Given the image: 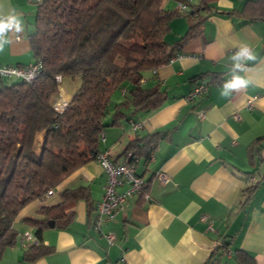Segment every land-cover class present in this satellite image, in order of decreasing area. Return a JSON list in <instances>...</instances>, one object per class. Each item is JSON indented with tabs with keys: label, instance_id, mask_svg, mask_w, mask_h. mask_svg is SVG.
I'll list each match as a JSON object with an SVG mask.
<instances>
[{
	"label": "crops",
	"instance_id": "obj_1",
	"mask_svg": "<svg viewBox=\"0 0 264 264\" xmlns=\"http://www.w3.org/2000/svg\"><path fill=\"white\" fill-rule=\"evenodd\" d=\"M245 1L217 0L215 10L184 42L180 56L145 72L141 84L158 87L166 98L158 109L134 114L141 123L138 134L160 133L152 156L136 158L135 170L147 180L143 194L127 198L115 216L96 229V207L107 176L100 163L90 159L50 196L31 201L19 212L14 223L18 238L4 250L0 264H205L216 241L227 242L223 264H264V21L243 23L238 15L228 14ZM36 9V0H0V16L15 11L25 23L18 38L9 34L12 43L0 52V64L35 60L28 37ZM188 26L184 15L173 18L166 41L180 39ZM244 44L258 57L241 73L250 84L224 97L221 85L231 78L229 56ZM62 83L60 96L69 101L77 82ZM198 83L208 84L204 94L186 99ZM123 95L116 89L112 104ZM131 114L126 108L118 121L111 114L105 117L97 150H108L117 162L124 161L126 145L136 134L128 121ZM158 172L167 175L164 183L156 179ZM80 187L86 188L85 197L67 206L65 216L52 219L53 226L41 234L51 251L23 261L22 236L35 235L26 219L43 220L41 207L58 205L64 189ZM126 187L121 183L117 189ZM107 233L113 234L112 243Z\"/></svg>",
	"mask_w": 264,
	"mask_h": 264
},
{
	"label": "trees",
	"instance_id": "obj_2",
	"mask_svg": "<svg viewBox=\"0 0 264 264\" xmlns=\"http://www.w3.org/2000/svg\"><path fill=\"white\" fill-rule=\"evenodd\" d=\"M216 2L36 0L35 27L28 39L33 62H40L42 68L30 81L14 79L0 86V257L18 238L14 223L19 212L95 159L106 115L118 121L131 108L128 121L136 134L126 145L124 161L151 157L160 133L138 134L141 123L134 114L158 109L166 97L163 90L144 87L141 81L145 72L180 55L184 42L196 34ZM228 14L238 15L243 23L264 21V0H246L240 10ZM180 15L187 18L188 29L168 43L170 21ZM64 79L76 81L77 87L59 111L55 105L62 99ZM116 89L122 90L123 99L112 104ZM135 124L140 126L133 129ZM85 191L84 187L64 189L62 202L39 209L43 220L26 219L35 227V235L25 247L23 261L51 251L41 238L47 221L65 216V208L85 197ZM22 237L23 245L27 241ZM226 246L222 241L205 264H223Z\"/></svg>",
	"mask_w": 264,
	"mask_h": 264
},
{
	"label": "built area",
	"instance_id": "obj_3",
	"mask_svg": "<svg viewBox=\"0 0 264 264\" xmlns=\"http://www.w3.org/2000/svg\"><path fill=\"white\" fill-rule=\"evenodd\" d=\"M178 56L180 55L175 57ZM171 60L172 58L170 61ZM41 68L42 65L40 62H31L25 65L0 64V81H3L4 79L30 81L39 74ZM57 79L60 80L59 77H57ZM205 91L206 86L204 83H198L189 91L186 99H196L204 94ZM66 104V101L61 100L60 103H56L55 108L61 111L66 106ZM199 116L202 117L203 113L200 112ZM139 126V124H135L133 129H137ZM102 135L103 133L101 136ZM109 154L110 152L108 150H104L98 151L95 155V160L100 163L107 176L103 195L96 207V229H100V226L104 220L112 219L116 212L122 208L127 198L136 194H143L147 186V180L136 172L134 162H117L110 158ZM130 154L131 153H128V155ZM156 179L161 183H164L167 179V175L164 172H158L156 173ZM121 183H125L127 185L126 189L122 192L118 191L117 189L118 185ZM53 191V189H48L44 196H50ZM210 227L211 226L209 225V228ZM24 238L27 241L23 243L24 247H26V245L34 239L30 232H25ZM106 238L109 243H112L114 236L111 233H107ZM220 244L221 241H216L212 251L217 252V248Z\"/></svg>",
	"mask_w": 264,
	"mask_h": 264
},
{
	"label": "clouds",
	"instance_id": "obj_4",
	"mask_svg": "<svg viewBox=\"0 0 264 264\" xmlns=\"http://www.w3.org/2000/svg\"><path fill=\"white\" fill-rule=\"evenodd\" d=\"M25 31V23L22 15L17 12L8 15L7 17L0 16V52L4 51L6 45L12 43L10 33L19 34ZM258 57L253 51L252 47L247 44L239 47L231 56L229 60L231 62L230 79H227L221 85V95L229 97L233 93L240 92L246 89L250 81L246 75L241 73H247L249 70V62L257 61Z\"/></svg>",
	"mask_w": 264,
	"mask_h": 264
},
{
	"label": "rangeland",
	"instance_id": "obj_5",
	"mask_svg": "<svg viewBox=\"0 0 264 264\" xmlns=\"http://www.w3.org/2000/svg\"><path fill=\"white\" fill-rule=\"evenodd\" d=\"M172 4L173 3H170V4H168V7H171L172 6ZM67 79H64V82L66 81ZM12 82H14V79H5V84H10V83H12ZM63 85V83L60 85V86H62ZM61 100H64V99H61Z\"/></svg>",
	"mask_w": 264,
	"mask_h": 264
},
{
	"label": "water",
	"instance_id": "obj_6",
	"mask_svg": "<svg viewBox=\"0 0 264 264\" xmlns=\"http://www.w3.org/2000/svg\"><path fill=\"white\" fill-rule=\"evenodd\" d=\"M48 225L52 227L53 226V220H49Z\"/></svg>",
	"mask_w": 264,
	"mask_h": 264
}]
</instances>
